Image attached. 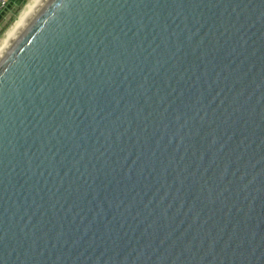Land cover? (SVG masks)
<instances>
[{"label": "water", "instance_id": "95a60500", "mask_svg": "<svg viewBox=\"0 0 264 264\" xmlns=\"http://www.w3.org/2000/svg\"><path fill=\"white\" fill-rule=\"evenodd\" d=\"M0 264H264V0H48L0 62Z\"/></svg>", "mask_w": 264, "mask_h": 264}, {"label": "bare ground", "instance_id": "6f19581e", "mask_svg": "<svg viewBox=\"0 0 264 264\" xmlns=\"http://www.w3.org/2000/svg\"><path fill=\"white\" fill-rule=\"evenodd\" d=\"M47 1L48 0H31L30 3L25 7L16 23L0 43V62L14 47L24 32L29 28L36 15Z\"/></svg>", "mask_w": 264, "mask_h": 264}, {"label": "rangeland", "instance_id": "374dc122", "mask_svg": "<svg viewBox=\"0 0 264 264\" xmlns=\"http://www.w3.org/2000/svg\"><path fill=\"white\" fill-rule=\"evenodd\" d=\"M31 0H17L4 14L0 20V43L6 34L16 23L20 14Z\"/></svg>", "mask_w": 264, "mask_h": 264}, {"label": "built area", "instance_id": "2783aa9c", "mask_svg": "<svg viewBox=\"0 0 264 264\" xmlns=\"http://www.w3.org/2000/svg\"><path fill=\"white\" fill-rule=\"evenodd\" d=\"M17 0H0V15L4 14Z\"/></svg>", "mask_w": 264, "mask_h": 264}, {"label": "trees", "instance_id": "16d2710c", "mask_svg": "<svg viewBox=\"0 0 264 264\" xmlns=\"http://www.w3.org/2000/svg\"><path fill=\"white\" fill-rule=\"evenodd\" d=\"M1 18H2V15H0V20H1Z\"/></svg>", "mask_w": 264, "mask_h": 264}]
</instances>
